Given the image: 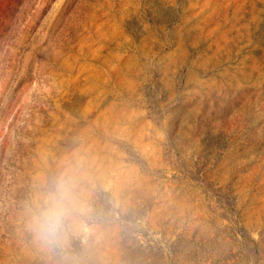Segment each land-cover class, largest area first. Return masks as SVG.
I'll list each match as a JSON object with an SVG mask.
<instances>
[{"label": "rangeland", "instance_id": "obj_1", "mask_svg": "<svg viewBox=\"0 0 264 264\" xmlns=\"http://www.w3.org/2000/svg\"><path fill=\"white\" fill-rule=\"evenodd\" d=\"M69 159L66 261L25 205ZM0 264H264V0H0Z\"/></svg>", "mask_w": 264, "mask_h": 264}, {"label": "clouds", "instance_id": "obj_2", "mask_svg": "<svg viewBox=\"0 0 264 264\" xmlns=\"http://www.w3.org/2000/svg\"><path fill=\"white\" fill-rule=\"evenodd\" d=\"M25 210L33 242L41 250L69 260L72 241L93 236L99 216L85 163L80 159L62 163L53 175L37 184Z\"/></svg>", "mask_w": 264, "mask_h": 264}]
</instances>
